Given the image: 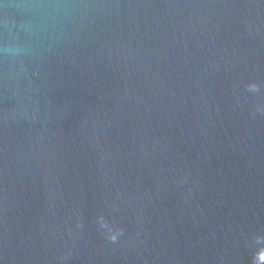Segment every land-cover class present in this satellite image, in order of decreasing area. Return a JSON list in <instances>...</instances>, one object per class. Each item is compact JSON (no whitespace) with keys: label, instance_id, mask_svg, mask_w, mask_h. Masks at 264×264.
Instances as JSON below:
<instances>
[{"label":"water","instance_id":"obj_1","mask_svg":"<svg viewBox=\"0 0 264 264\" xmlns=\"http://www.w3.org/2000/svg\"><path fill=\"white\" fill-rule=\"evenodd\" d=\"M0 264H264V0H0Z\"/></svg>","mask_w":264,"mask_h":264}]
</instances>
